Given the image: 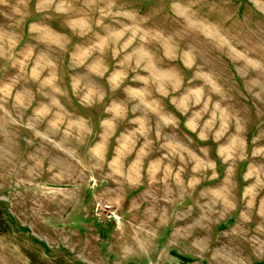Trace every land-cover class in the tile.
<instances>
[{
  "label": "rangeland",
  "instance_id": "374dc122",
  "mask_svg": "<svg viewBox=\"0 0 264 264\" xmlns=\"http://www.w3.org/2000/svg\"><path fill=\"white\" fill-rule=\"evenodd\" d=\"M0 264H264V0H0Z\"/></svg>",
  "mask_w": 264,
  "mask_h": 264
}]
</instances>
